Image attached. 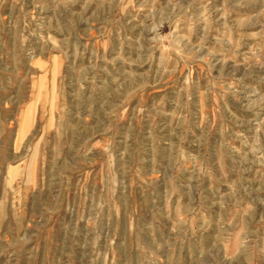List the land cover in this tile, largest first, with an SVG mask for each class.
<instances>
[{"label":"rangeland","instance_id":"obj_1","mask_svg":"<svg viewBox=\"0 0 264 264\" xmlns=\"http://www.w3.org/2000/svg\"><path fill=\"white\" fill-rule=\"evenodd\" d=\"M0 264H264V0H0Z\"/></svg>","mask_w":264,"mask_h":264}]
</instances>
